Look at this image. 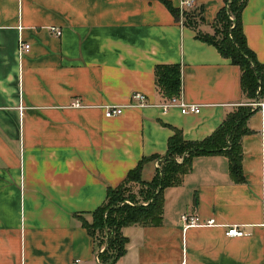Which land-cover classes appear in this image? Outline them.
Listing matches in <instances>:
<instances>
[{"label": "crops", "instance_id": "crops-1", "mask_svg": "<svg viewBox=\"0 0 264 264\" xmlns=\"http://www.w3.org/2000/svg\"><path fill=\"white\" fill-rule=\"evenodd\" d=\"M222 4L195 0L196 29L211 35ZM240 19L264 62V0H246ZM18 39L29 45L20 55ZM168 64L179 66V98L197 113L157 106L165 98L153 68ZM134 92L151 105L103 116V105H126ZM248 102L238 67L158 0H0V264H98L82 222L106 188L142 157L162 155L171 128L200 140ZM246 125L243 182L231 179L225 156H193L181 182L163 188L160 223L121 228L115 264H264V110ZM183 213L216 225L184 227ZM226 225L243 235L226 236Z\"/></svg>", "mask_w": 264, "mask_h": 264}, {"label": "trees", "instance_id": "trees-1", "mask_svg": "<svg viewBox=\"0 0 264 264\" xmlns=\"http://www.w3.org/2000/svg\"><path fill=\"white\" fill-rule=\"evenodd\" d=\"M158 1L174 16L179 15L178 9L173 8L169 1ZM245 3L246 0H223L211 24V35L196 29V24L201 20L199 10L184 12L183 24L195 32L197 39L213 45L222 57L238 67L241 94L250 100L255 96H264V62L256 59L242 32L240 15ZM153 78L155 90L163 98L179 95L180 71L177 64L155 65ZM255 110L246 103L234 106L209 135L196 141L185 140L178 129L171 128L172 133L167 138L166 150L162 155L142 157L127 171L120 183L107 187L102 203L91 212L90 221L82 222L93 239L97 263L115 264L122 255L125 238L121 228L160 223L163 188L181 182L183 175L190 170L193 156H225L231 179L243 182L240 139L249 132L246 121ZM153 160L158 161V167L153 168L148 181L141 180L139 175L142 166ZM136 183L139 186L136 191H132L131 187Z\"/></svg>", "mask_w": 264, "mask_h": 264}, {"label": "built area", "instance_id": "built-area-1", "mask_svg": "<svg viewBox=\"0 0 264 264\" xmlns=\"http://www.w3.org/2000/svg\"><path fill=\"white\" fill-rule=\"evenodd\" d=\"M195 9V0H179L178 3V10L181 15L182 21H183V13L189 12L191 10ZM229 19L231 20V16H229ZM51 31H55L56 27H50ZM29 48V45L27 43L22 42L20 39L17 40V53L20 55L22 52L27 51ZM250 108L256 109L258 111L264 110V96H255L254 98H251L248 103H246ZM151 105L147 103L145 96L143 93L140 92H134L131 93L129 96V101L126 105L121 106H114V105H103V116L104 117H113L116 115H119L122 111V108L124 106H138V107H144ZM72 106H79V103L75 100L72 103ZM162 111H166L170 107H176L178 108L179 112L182 114L185 113H197L199 111V105L197 104H188L184 103L180 98L179 95L173 96L170 98L165 99V101L161 102L157 105ZM179 160V158H177ZM153 167H158V161L153 160ZM180 221L183 223L184 227H211L215 226V222L213 218H206V219H200L195 214H188L183 213L180 215ZM224 234L229 237H239L243 235V230L238 228L237 225H226ZM95 261L97 262V257H95Z\"/></svg>", "mask_w": 264, "mask_h": 264}, {"label": "rangeland", "instance_id": "rangeland-1", "mask_svg": "<svg viewBox=\"0 0 264 264\" xmlns=\"http://www.w3.org/2000/svg\"><path fill=\"white\" fill-rule=\"evenodd\" d=\"M151 162H153V161H151ZM146 164V163H145ZM154 163H151V165H153ZM144 166V165H143ZM143 166H142V168H143ZM142 168H141V170H142ZM146 168H149V165L146 167ZM154 168V167H153ZM152 169V168H151ZM152 172H153V169H152ZM140 179L141 180H143L142 178H141V171H140ZM151 178V177H150ZM148 181V180H147ZM130 184V183H129ZM138 184L136 183L135 185H132V191H136V189L138 188ZM90 219H91V216H90Z\"/></svg>", "mask_w": 264, "mask_h": 264}]
</instances>
